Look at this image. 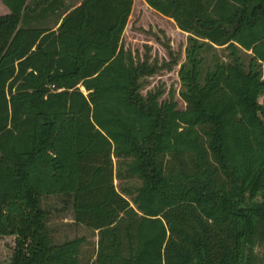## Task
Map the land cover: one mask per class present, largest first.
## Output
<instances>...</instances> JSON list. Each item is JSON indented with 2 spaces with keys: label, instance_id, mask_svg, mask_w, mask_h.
Returning <instances> with one entry per match:
<instances>
[{
  "label": "trees",
  "instance_id": "obj_1",
  "mask_svg": "<svg viewBox=\"0 0 264 264\" xmlns=\"http://www.w3.org/2000/svg\"><path fill=\"white\" fill-rule=\"evenodd\" d=\"M31 1L1 0L8 264H80L87 238L54 240L50 195L96 231L87 264H264V0H144L188 33L183 108L173 91L140 92L157 66L122 43L133 0H81L55 26L20 25L39 5L37 21L58 7ZM216 47L226 58L213 54L203 72Z\"/></svg>",
  "mask_w": 264,
  "mask_h": 264
},
{
  "label": "rangeland",
  "instance_id": "obj_2",
  "mask_svg": "<svg viewBox=\"0 0 264 264\" xmlns=\"http://www.w3.org/2000/svg\"><path fill=\"white\" fill-rule=\"evenodd\" d=\"M29 1L31 0H28V3ZM77 1L58 0L56 10H47V14L37 21L34 16L37 15L41 8L47 7V4L39 5L36 11H29L26 15H23L19 24L32 26L38 23L40 25L53 26L59 12ZM7 12L8 8L0 0V15ZM187 34V32L176 25L172 18L160 14L143 0H134L123 31L122 43L137 60L147 59L148 62L155 63L157 66L154 73L143 76L140 79V92L144 96L150 91L160 90L163 92L160 97L162 99L167 98L169 92L173 91L178 107L183 108L185 106V102L179 95L181 84L178 69L180 63L185 60ZM203 54L206 56L203 72L208 66L212 65L213 54L226 58L224 51L219 47L210 48L204 51ZM263 98L264 96H260L259 101L263 102ZM131 181V179L127 178L114 179V183L118 188L121 185H130ZM41 205L48 212V225L55 241H63L76 235L86 236L87 240L81 246L79 258L80 264H87L94 257L97 240L96 231L74 223L71 205L68 201H64L62 195L43 197ZM13 246L14 239L12 236H0V264H8Z\"/></svg>",
  "mask_w": 264,
  "mask_h": 264
},
{
  "label": "crops",
  "instance_id": "obj_3",
  "mask_svg": "<svg viewBox=\"0 0 264 264\" xmlns=\"http://www.w3.org/2000/svg\"><path fill=\"white\" fill-rule=\"evenodd\" d=\"M81 0H78L76 3H74L73 5H69L67 8H72V7H74V6H76L79 2H80ZM144 1V0H143ZM133 2H134V0H133ZM145 2V1H144ZM146 3V2H145ZM133 6V5H132ZM54 26H55V24H54ZM261 96H264V95H261ZM263 100H264V98H263ZM262 102V101H261ZM8 236V235H7ZM10 236H12L13 237V239H14V236L13 235H10Z\"/></svg>",
  "mask_w": 264,
  "mask_h": 264
}]
</instances>
